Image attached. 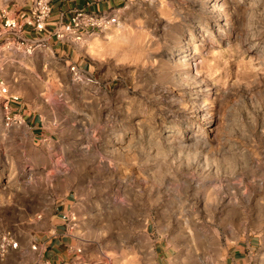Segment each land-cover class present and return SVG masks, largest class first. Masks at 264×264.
I'll list each match as a JSON object with an SVG mask.
<instances>
[{"label": "rangeland", "instance_id": "obj_1", "mask_svg": "<svg viewBox=\"0 0 264 264\" xmlns=\"http://www.w3.org/2000/svg\"><path fill=\"white\" fill-rule=\"evenodd\" d=\"M116 9L74 57L40 47L4 74L25 119L1 104L0 264L66 200L88 264H224L250 239L264 264V0Z\"/></svg>", "mask_w": 264, "mask_h": 264}, {"label": "crops", "instance_id": "obj_2", "mask_svg": "<svg viewBox=\"0 0 264 264\" xmlns=\"http://www.w3.org/2000/svg\"><path fill=\"white\" fill-rule=\"evenodd\" d=\"M35 0H25L18 3L0 0V12L3 8L9 10L12 17L20 18L22 15L31 14ZM123 0H51L52 12L48 20V26L44 32H35L30 27H26L24 38L29 41H42L47 44L48 48L57 53H64L74 57L81 50L82 44L57 41L53 37L56 26L63 22H69L76 10L83 9L94 13L117 12V6ZM118 13V12H117ZM3 20L0 17V24ZM94 34H86L84 39ZM9 36L0 37V76L4 78L5 72L9 70V64L17 61L23 55H32L27 53L19 46L15 40ZM8 42H11L10 46ZM40 49V48H38ZM40 51V50H39ZM82 69L87 70V65L77 57L74 60ZM8 86V82L6 83ZM9 88V87H8ZM12 93V91L10 90ZM16 94V93H12ZM17 95V94H16ZM4 100L0 98V106ZM17 105V104H13ZM71 201L66 200L59 202L57 205L56 223L47 230L36 229L31 241L25 248L27 260L23 264H88L87 257L74 256V237L70 228L63 222L68 217ZM257 240L250 239L244 244H240L230 251L229 257L224 264H247L251 258V253L256 247Z\"/></svg>", "mask_w": 264, "mask_h": 264}, {"label": "built area", "instance_id": "obj_3", "mask_svg": "<svg viewBox=\"0 0 264 264\" xmlns=\"http://www.w3.org/2000/svg\"><path fill=\"white\" fill-rule=\"evenodd\" d=\"M52 12L51 0H35L31 14L22 15L19 19L10 16L9 10L3 8L0 17L3 22L0 24V37L9 36L19 43L27 53H32L38 48H48L47 44L42 41H29L24 38L26 27H30L35 32H44L48 26V20ZM118 23L117 12L94 13L83 9L76 10L69 22H63L56 26L53 37L57 41L80 43L84 40L86 34L102 33L110 27ZM11 42H8L10 46ZM72 70L77 71L75 66ZM0 98L4 100V107L7 111L6 119L11 121H23L24 116L20 113L11 112L10 108L13 104H19L21 98L16 94H12L6 82L0 76ZM15 110V109H12ZM11 245V244H8ZM12 244L11 247H16ZM7 249L6 245H3Z\"/></svg>", "mask_w": 264, "mask_h": 264}]
</instances>
